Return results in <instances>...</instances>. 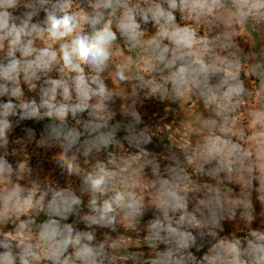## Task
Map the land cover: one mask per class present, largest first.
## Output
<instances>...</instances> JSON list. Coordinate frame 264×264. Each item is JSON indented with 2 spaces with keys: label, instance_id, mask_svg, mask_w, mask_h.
I'll list each match as a JSON object with an SVG mask.
<instances>
[{
  "label": "clouds",
  "instance_id": "obj_1",
  "mask_svg": "<svg viewBox=\"0 0 264 264\" xmlns=\"http://www.w3.org/2000/svg\"><path fill=\"white\" fill-rule=\"evenodd\" d=\"M5 97L0 264H264V0H0ZM148 98L200 105L183 107L187 138L166 155L147 147L163 140L138 110ZM24 121L48 122L11 143L59 149L65 186L26 153L9 162ZM150 209L142 239L118 233ZM237 217L244 234L220 235Z\"/></svg>",
  "mask_w": 264,
  "mask_h": 264
},
{
  "label": "rangeland",
  "instance_id": "obj_2",
  "mask_svg": "<svg viewBox=\"0 0 264 264\" xmlns=\"http://www.w3.org/2000/svg\"><path fill=\"white\" fill-rule=\"evenodd\" d=\"M42 17H43V13H41V18ZM148 29L150 32L154 31L151 25L148 26ZM240 43H241V46L244 47L245 51L250 50L249 46L247 45V43H245L243 38L240 39ZM258 50H259L258 48L255 49V51H258ZM246 85L250 87V84H248L247 81H246ZM252 86L254 87L255 85L253 84ZM25 93H26V96L28 97H32L35 95L34 93H28L26 87H25ZM6 99H7L6 97L0 98V100H4V101H6ZM122 103L123 101H121L120 99H117L115 104L112 106L113 109L117 112V116H116L117 120L122 118L119 114L120 105ZM247 105L249 107H255L256 101L250 98L247 101ZM185 106L192 107L195 110H199L200 108V105L198 104V102L189 101L187 102V105H181V111L179 112L177 104L170 103L168 101L161 102L155 98L142 99V102L137 105L138 110L142 114L145 125L152 127V128L159 126L157 129H154V133L161 135L163 138L162 140L159 136H154L153 143L147 146L149 150L154 151L156 153L166 155L165 145L173 141H175L176 143H180L184 139L187 138L183 132V123H182L184 120V114H183L182 109ZM47 122L48 121L37 123L35 121H24L21 123L20 127L15 128L12 135L10 136L9 151L11 152L12 149L15 148L17 152L19 153V155H9L8 159L10 163L15 164V161L17 159H20L26 153L29 157L30 166L34 170V175H39L41 179L48 177L52 179L53 181L58 182L61 186H65L66 177L60 174L61 170L56 166L54 160L52 159L53 155L56 152H58L59 149L45 150L43 148H38L35 145V143L23 144V145H17V144L11 143V141L23 138L25 136V133L22 131V128L25 126L33 127L37 133V139H38L39 134L43 130V124ZM121 135H123V133H121ZM21 148L24 149L23 152L19 151ZM100 158L105 159L106 153H102ZM146 173L150 177V170H146ZM232 187L235 189V191L237 192L239 191L238 186L232 185ZM86 199L87 198H85V200ZM253 202L256 208L257 219L253 222L252 227L259 228L261 226V218L259 217V213L261 211V205L256 200V193H253ZM153 218H154L153 210L150 209L149 211L146 212L145 216L142 218L140 222L141 231L139 233L132 232V231L125 232V229L123 227H118V233L126 234L132 237L133 239H137V238L142 239L143 236L146 234L143 231V228L147 224L148 220L153 219ZM69 222H71V219ZM11 227H12L11 225H8L6 230L11 229ZM78 227L83 229L84 225L80 224L78 225ZM224 229L225 231L220 234L222 236L228 235L232 232H236L237 235H243L244 231H246L243 223L239 221L238 217H237V220L235 221H226L224 223ZM108 231L110 230L98 229L97 239H103V233L108 232ZM118 233H110V234L115 237ZM212 242L214 241H211V238H207L204 241L205 247L200 252H197L195 249H192L191 251H193V253L199 258L203 255L204 252L207 251V247H209ZM163 247L164 246L161 245L160 250H163ZM131 250L144 251L145 253L149 251V249L146 246H142L140 249L133 248Z\"/></svg>",
  "mask_w": 264,
  "mask_h": 264
}]
</instances>
